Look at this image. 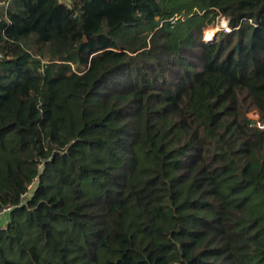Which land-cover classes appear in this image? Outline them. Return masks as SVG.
Listing matches in <instances>:
<instances>
[{
	"label": "trees",
	"instance_id": "trees-1",
	"mask_svg": "<svg viewBox=\"0 0 264 264\" xmlns=\"http://www.w3.org/2000/svg\"><path fill=\"white\" fill-rule=\"evenodd\" d=\"M0 51V264H264V0H6Z\"/></svg>",
	"mask_w": 264,
	"mask_h": 264
},
{
	"label": "rangeland",
	"instance_id": "rangeland-1",
	"mask_svg": "<svg viewBox=\"0 0 264 264\" xmlns=\"http://www.w3.org/2000/svg\"><path fill=\"white\" fill-rule=\"evenodd\" d=\"M229 19L225 16L218 15L214 22L207 26L204 30V39H212L214 38L220 30H230L228 26ZM256 110H253L248 113V116L253 120H259V117L255 114ZM7 218V214L0 215V225L3 226L5 220Z\"/></svg>",
	"mask_w": 264,
	"mask_h": 264
},
{
	"label": "built area",
	"instance_id": "built-area-1",
	"mask_svg": "<svg viewBox=\"0 0 264 264\" xmlns=\"http://www.w3.org/2000/svg\"><path fill=\"white\" fill-rule=\"evenodd\" d=\"M1 4H6V0H1L0 1ZM4 53L2 51H0V61L4 58ZM255 114L259 117L260 119V115L257 111H255ZM256 121H258V125L262 126L261 123L259 122V120H254V123H256ZM37 181V178L34 180V182H32L31 184H29L27 186V192L24 194V195H29L30 193H32L33 189H34V186H35V182ZM13 209V206L12 205H8V206H5L3 207L1 210H0V215H4V214H7L9 213L11 210Z\"/></svg>",
	"mask_w": 264,
	"mask_h": 264
},
{
	"label": "water",
	"instance_id": "water-1",
	"mask_svg": "<svg viewBox=\"0 0 264 264\" xmlns=\"http://www.w3.org/2000/svg\"><path fill=\"white\" fill-rule=\"evenodd\" d=\"M216 37V36H215ZM215 37L211 40V41H213L214 39H215ZM210 42V41H209Z\"/></svg>",
	"mask_w": 264,
	"mask_h": 264
},
{
	"label": "bare ground",
	"instance_id": "bare-ground-1",
	"mask_svg": "<svg viewBox=\"0 0 264 264\" xmlns=\"http://www.w3.org/2000/svg\"><path fill=\"white\" fill-rule=\"evenodd\" d=\"M212 39H213V38H212ZM212 39H207V40H209V41H210V40H212Z\"/></svg>",
	"mask_w": 264,
	"mask_h": 264
}]
</instances>
